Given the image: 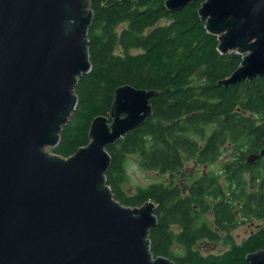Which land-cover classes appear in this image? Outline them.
Returning <instances> with one entry per match:
<instances>
[{
  "label": "water",
  "instance_id": "1",
  "mask_svg": "<svg viewBox=\"0 0 264 264\" xmlns=\"http://www.w3.org/2000/svg\"><path fill=\"white\" fill-rule=\"evenodd\" d=\"M197 0H166L179 10ZM90 0H0V264H177L151 249L158 204H123L108 183V145L154 115L162 91L123 84L109 114L96 116L89 143L65 157L61 141L91 72ZM199 15L221 53L242 54L218 81L264 76V0H204ZM264 147L248 155L254 161ZM249 264H264V248Z\"/></svg>",
  "mask_w": 264,
  "mask_h": 264
},
{
  "label": "trees",
  "instance_id": "2",
  "mask_svg": "<svg viewBox=\"0 0 264 264\" xmlns=\"http://www.w3.org/2000/svg\"><path fill=\"white\" fill-rule=\"evenodd\" d=\"M165 1L90 0L93 68L80 78L77 108L50 150L68 157L88 144L93 119L109 114L118 86L162 91L151 98L153 117L108 145V183L125 205L158 203V224L150 231L156 256L178 264H249L247 254L264 248V223L241 241L233 231L244 221L264 220V155L247 160L264 147V76L219 85L242 54L218 50V36L199 15L204 0L179 10H169ZM130 153L141 168L160 172H174L193 156L200 162L228 159L221 170L194 180L187 194L178 184L159 181L128 192L121 184ZM207 239L218 246L196 247Z\"/></svg>",
  "mask_w": 264,
  "mask_h": 264
},
{
  "label": "rangeland",
  "instance_id": "3",
  "mask_svg": "<svg viewBox=\"0 0 264 264\" xmlns=\"http://www.w3.org/2000/svg\"><path fill=\"white\" fill-rule=\"evenodd\" d=\"M122 27V26H121ZM204 131L208 129V127L203 128ZM227 146L230 147V143H227ZM129 156V166L127 168L126 173V181L122 182L121 186L125 191L132 192L135 191L140 186H147L152 181H161L163 180L162 173L156 169L153 168H141L140 164L137 163V157L134 155V153L128 154ZM226 159H228V155L223 156L219 161H207V162H201L198 163L195 161V158L190 159L188 162H186L184 168L186 169V173L190 174L193 171H196L197 176L200 174H203L206 172H213L217 171L220 168L219 163L224 162ZM170 173L171 177L174 175V172H167L166 175H169ZM186 173H183L182 175H185ZM175 180H179V178H175ZM264 220H257L255 219L253 222L250 221H244L242 224H240L235 230L233 231L234 236L237 237L238 241L243 240L245 237L249 235V233L257 228V225L263 224ZM215 241L213 240H203L201 241L196 247L198 248H207L212 249L217 247ZM180 249L179 246L174 247V251H177V253H180L178 251Z\"/></svg>",
  "mask_w": 264,
  "mask_h": 264
},
{
  "label": "crops",
  "instance_id": "4",
  "mask_svg": "<svg viewBox=\"0 0 264 264\" xmlns=\"http://www.w3.org/2000/svg\"><path fill=\"white\" fill-rule=\"evenodd\" d=\"M204 143H206L205 140L203 141V145H204ZM202 148H203V147H202ZM253 153H255V152H253ZM250 154H252V153H250ZM250 154H248V155H250ZM248 155H247V160H248ZM193 158H195V161H197L198 163H201L197 156H193V157L189 158L188 160L183 159V164H182L181 167H179L176 171H174V174L178 175L180 172H182L180 168H182V169H183V172L186 173V169L184 168V165H185L186 162H188L190 159H193ZM221 158H222V157L218 158L217 160H207V161H214V162H217V161H219V159H221ZM207 161H205V162H207ZM251 162H253V161H251ZM219 165H220V168H219L218 170H221V168H222V163H219ZM193 172H194V171H193ZM195 173H196V171H195ZM195 173L191 176L190 179H187V184H186V186H187L188 188H191V187H192V184H193L194 180H197L198 178H200V177H202L203 175L208 174V173H210V172H206V171H205L203 174H200V175H198V176H197V173H196V174H195ZM190 174H192V173H190ZM190 174H187V173H186L185 175L188 176V175H190ZM171 178H173V176H172ZM177 178H178V176H177ZM174 181L176 182V184L180 185V186L182 187V189H184L185 184L182 183L180 179H179V180H174ZM159 182L164 183V180H161V181H159ZM172 182H173V180L168 181V185H170ZM176 184H173V185H176ZM168 185H164V184H163V186H168ZM153 200H154V199H153ZM154 201H155V200H154ZM155 202H156V201H155ZM156 203H157V202H156ZM157 204H158V203H157ZM177 264H178V263H177Z\"/></svg>",
  "mask_w": 264,
  "mask_h": 264
},
{
  "label": "flooded vegetation",
  "instance_id": "5",
  "mask_svg": "<svg viewBox=\"0 0 264 264\" xmlns=\"http://www.w3.org/2000/svg\"><path fill=\"white\" fill-rule=\"evenodd\" d=\"M185 164H186V163H185ZM184 166H185V165H184ZM167 172H170V171H169V170H165V171H162V172H161V173H162V176H163V180H164V183H163V184H164V185H168V181H170V180H173V184H176V182H175L174 180H175V178H177V175L174 174V175H173V178H171L170 173H168L169 175H166ZM183 173H184V172H183ZM194 173H195V171L192 172V174H190V175H188V176L183 175L182 177H178V178L181 180V182L185 184L184 189H183V193H184V194H187V193H189V191H190V188H188V187L186 186V184H187V179H190L191 176H192ZM195 174H196V173H195Z\"/></svg>",
  "mask_w": 264,
  "mask_h": 264
},
{
  "label": "bare ground",
  "instance_id": "6",
  "mask_svg": "<svg viewBox=\"0 0 264 264\" xmlns=\"http://www.w3.org/2000/svg\"><path fill=\"white\" fill-rule=\"evenodd\" d=\"M257 76H263V75L258 74V75H256L255 77H257ZM255 77H254V78H255ZM146 121H147V120H146ZM146 121H145V122H146Z\"/></svg>",
  "mask_w": 264,
  "mask_h": 264
}]
</instances>
